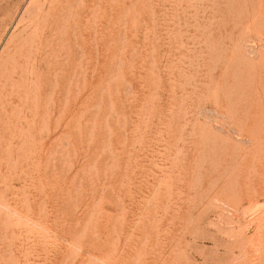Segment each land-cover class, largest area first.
Returning a JSON list of instances; mask_svg holds the SVG:
<instances>
[{
    "label": "rangeland",
    "instance_id": "374dc122",
    "mask_svg": "<svg viewBox=\"0 0 264 264\" xmlns=\"http://www.w3.org/2000/svg\"><path fill=\"white\" fill-rule=\"evenodd\" d=\"M0 264H264V0H0Z\"/></svg>",
    "mask_w": 264,
    "mask_h": 264
}]
</instances>
